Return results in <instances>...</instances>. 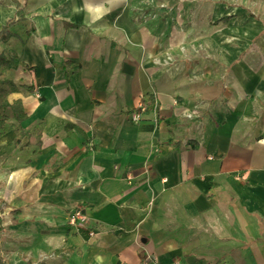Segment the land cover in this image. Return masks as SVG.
<instances>
[{
	"label": "crops",
	"instance_id": "crops-1",
	"mask_svg": "<svg viewBox=\"0 0 264 264\" xmlns=\"http://www.w3.org/2000/svg\"><path fill=\"white\" fill-rule=\"evenodd\" d=\"M139 5L0 0L28 116L0 139L9 264H264L263 25L228 9L248 35H185Z\"/></svg>",
	"mask_w": 264,
	"mask_h": 264
},
{
	"label": "rangeland",
	"instance_id": "rangeland-1",
	"mask_svg": "<svg viewBox=\"0 0 264 264\" xmlns=\"http://www.w3.org/2000/svg\"><path fill=\"white\" fill-rule=\"evenodd\" d=\"M137 2H140L142 13L147 11L152 15L160 14L161 18L170 17L174 33L182 30L185 35H210L211 28L220 29L219 35H248V32L244 33L245 28L251 25L242 23L239 16L234 15L230 22L219 23L214 18L215 14L213 15V11L217 10L220 17H225L228 9L232 11L237 9L240 14L250 18L248 21H257L263 25L262 31L252 39L251 48L264 50V0H137ZM2 208L3 205H0V211Z\"/></svg>",
	"mask_w": 264,
	"mask_h": 264
},
{
	"label": "trees",
	"instance_id": "trees-1",
	"mask_svg": "<svg viewBox=\"0 0 264 264\" xmlns=\"http://www.w3.org/2000/svg\"><path fill=\"white\" fill-rule=\"evenodd\" d=\"M231 16H226L221 19L222 22H229ZM14 20L9 21L8 25L13 24ZM18 64V57L15 54L6 55L0 54V139L10 132L17 134L16 145L23 142L26 136L21 124L27 120L28 116L25 112L24 106L20 100L10 101V96L19 91V86L12 80L4 78L5 72L9 69L15 68ZM11 110L15 122L10 121L8 111ZM37 138H41V130L37 132ZM5 228L2 225L0 218V264H9L4 253L2 252V235Z\"/></svg>",
	"mask_w": 264,
	"mask_h": 264
},
{
	"label": "built area",
	"instance_id": "built-area-1",
	"mask_svg": "<svg viewBox=\"0 0 264 264\" xmlns=\"http://www.w3.org/2000/svg\"><path fill=\"white\" fill-rule=\"evenodd\" d=\"M148 110L146 103H141L135 110L130 114V120L132 122L138 123L142 120L143 114ZM157 110V108H156ZM128 180L131 181V177H128ZM68 225L75 228L78 232H84L90 237L96 236L95 231H93L91 219L88 215L81 209L76 208L68 216Z\"/></svg>",
	"mask_w": 264,
	"mask_h": 264
}]
</instances>
